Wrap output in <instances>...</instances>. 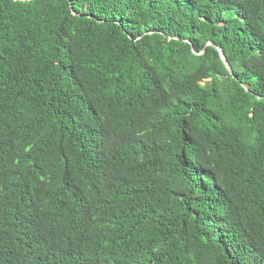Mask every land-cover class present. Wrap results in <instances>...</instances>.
Returning a JSON list of instances; mask_svg holds the SVG:
<instances>
[{
    "label": "trees",
    "instance_id": "obj_1",
    "mask_svg": "<svg viewBox=\"0 0 264 264\" xmlns=\"http://www.w3.org/2000/svg\"><path fill=\"white\" fill-rule=\"evenodd\" d=\"M0 264H264V0H0Z\"/></svg>",
    "mask_w": 264,
    "mask_h": 264
},
{
    "label": "water",
    "instance_id": "obj_2",
    "mask_svg": "<svg viewBox=\"0 0 264 264\" xmlns=\"http://www.w3.org/2000/svg\"><path fill=\"white\" fill-rule=\"evenodd\" d=\"M207 45H213L216 47V49L218 50L219 54H220V57L222 59V61L224 62L225 66L227 67V69L229 70V72L232 74L233 73V70H232V67L223 51V49L217 45H215L214 43H211V42H208ZM205 51V49H203L201 52H196L194 49H193V52L195 54H202L203 52Z\"/></svg>",
    "mask_w": 264,
    "mask_h": 264
}]
</instances>
